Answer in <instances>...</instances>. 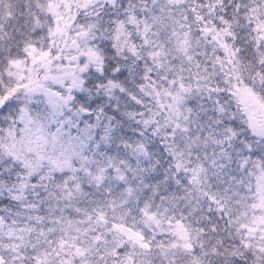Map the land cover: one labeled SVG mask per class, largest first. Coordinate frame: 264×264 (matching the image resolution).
I'll list each match as a JSON object with an SVG mask.
<instances>
[{
	"label": "snow or ice",
	"instance_id": "1",
	"mask_svg": "<svg viewBox=\"0 0 264 264\" xmlns=\"http://www.w3.org/2000/svg\"><path fill=\"white\" fill-rule=\"evenodd\" d=\"M0 264H264V0H0Z\"/></svg>",
	"mask_w": 264,
	"mask_h": 264
}]
</instances>
